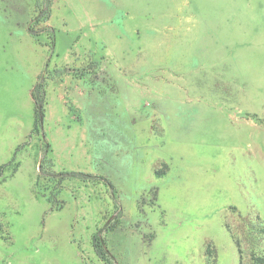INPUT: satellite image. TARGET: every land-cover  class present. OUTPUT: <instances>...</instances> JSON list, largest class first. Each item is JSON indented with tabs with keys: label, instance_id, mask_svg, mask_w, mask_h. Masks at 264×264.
<instances>
[{
	"label": "rangeland",
	"instance_id": "rangeland-1",
	"mask_svg": "<svg viewBox=\"0 0 264 264\" xmlns=\"http://www.w3.org/2000/svg\"><path fill=\"white\" fill-rule=\"evenodd\" d=\"M45 1L0 0V264H264V0Z\"/></svg>",
	"mask_w": 264,
	"mask_h": 264
},
{
	"label": "trees",
	"instance_id": "trees-1",
	"mask_svg": "<svg viewBox=\"0 0 264 264\" xmlns=\"http://www.w3.org/2000/svg\"><path fill=\"white\" fill-rule=\"evenodd\" d=\"M45 4L50 8L52 4V0H46ZM54 43V42H53ZM46 80L41 75L38 77L37 82L33 86L32 96L35 102V130H42L44 126V118H45V103H46ZM49 175L52 176L51 180H55L57 182V186L53 188L50 192L52 193V204H55V197L58 196L60 192L64 189V182L68 179H73L76 177H82L84 180L94 181L95 179L99 180L100 178L107 180L105 177L100 175H94L91 173H86L82 171H72V170H56L47 156H44L42 162L40 164V173L39 177L43 180H48ZM93 179V180H92ZM105 229H99L98 235L103 234ZM98 235H94V239L98 241ZM101 238V236H100ZM102 246L96 243L97 252L101 257H105V253L102 251Z\"/></svg>",
	"mask_w": 264,
	"mask_h": 264
}]
</instances>
